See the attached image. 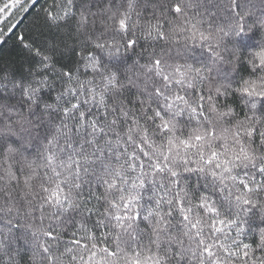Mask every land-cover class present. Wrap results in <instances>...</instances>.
<instances>
[{"label": "snow or ice", "instance_id": "snow-or-ice-1", "mask_svg": "<svg viewBox=\"0 0 264 264\" xmlns=\"http://www.w3.org/2000/svg\"><path fill=\"white\" fill-rule=\"evenodd\" d=\"M53 5L0 65V264H264V0Z\"/></svg>", "mask_w": 264, "mask_h": 264}, {"label": "trees", "instance_id": "trees-1", "mask_svg": "<svg viewBox=\"0 0 264 264\" xmlns=\"http://www.w3.org/2000/svg\"><path fill=\"white\" fill-rule=\"evenodd\" d=\"M7 2L9 4L12 3V0H0V7H3V4ZM27 7V10L25 8ZM54 7L53 0H40L38 6L34 9L30 5L21 4L19 8L12 7L6 10L5 13L0 14V19H3V16L8 14L9 12L11 15L9 16L8 20L5 21L3 24H0V28L4 29L5 32L8 31V27L10 24L15 23L16 21H21L16 30L12 31L10 35H6L3 37L5 39V43L0 45V65L8 67L10 70L15 68L19 71L23 66H26L28 60V53L25 49H23L19 42L17 41L18 35H25L26 37H31L32 41L42 42L43 37L40 36V29L35 28L34 22L37 21V17L42 18L45 15V9L51 10ZM56 10L59 11V3L56 5ZM225 15H227L225 13ZM55 28H53V32ZM44 33L51 35L47 28H44ZM61 64H68L72 66V61L69 55L64 56L60 59V64L57 65L59 68ZM88 73H84L83 76H88ZM258 229H253L249 232L246 237H244V241L246 243H253L257 237L256 232ZM107 246V245H105ZM24 255V253H22ZM20 264H28L26 260H21ZM240 264V262H238Z\"/></svg>", "mask_w": 264, "mask_h": 264}]
</instances>
